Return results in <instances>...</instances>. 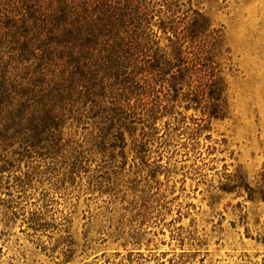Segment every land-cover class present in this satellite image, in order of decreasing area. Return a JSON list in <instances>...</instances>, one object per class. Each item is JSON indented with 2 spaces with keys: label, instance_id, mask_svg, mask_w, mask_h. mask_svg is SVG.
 I'll return each mask as SVG.
<instances>
[{
  "label": "rangeland",
  "instance_id": "1",
  "mask_svg": "<svg viewBox=\"0 0 264 264\" xmlns=\"http://www.w3.org/2000/svg\"><path fill=\"white\" fill-rule=\"evenodd\" d=\"M138 2L171 65L110 127L0 148V264H264V0Z\"/></svg>",
  "mask_w": 264,
  "mask_h": 264
},
{
  "label": "trees",
  "instance_id": "2",
  "mask_svg": "<svg viewBox=\"0 0 264 264\" xmlns=\"http://www.w3.org/2000/svg\"><path fill=\"white\" fill-rule=\"evenodd\" d=\"M149 20L138 0H0V148L57 147L73 115L109 127L122 117L129 96L151 89L136 74L158 81L171 65L146 49ZM244 188L264 202V173L256 191Z\"/></svg>",
  "mask_w": 264,
  "mask_h": 264
}]
</instances>
